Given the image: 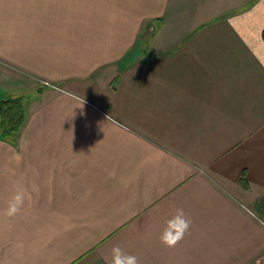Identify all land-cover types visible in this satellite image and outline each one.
<instances>
[{"label":"crops","instance_id":"crops-1","mask_svg":"<svg viewBox=\"0 0 264 264\" xmlns=\"http://www.w3.org/2000/svg\"><path fill=\"white\" fill-rule=\"evenodd\" d=\"M263 31L264 0H0V100L39 78L8 53L50 54L0 130V264L264 262Z\"/></svg>","mask_w":264,"mask_h":264},{"label":"rangeland","instance_id":"rangeland-1","mask_svg":"<svg viewBox=\"0 0 264 264\" xmlns=\"http://www.w3.org/2000/svg\"><path fill=\"white\" fill-rule=\"evenodd\" d=\"M6 49H7L6 51L11 50L9 47H6ZM19 50L20 49H18V51ZM27 51L28 50L24 48V49H21V53H18V54H9L8 53L6 55L9 58L10 63H12L14 59H16L17 61H20L21 64L17 63V61H16V63H17L16 66L20 65V67H22V70H23L22 74H23L24 78L30 79L31 77H33L34 74L39 77V78H36V81H33L34 83L31 86L28 84V81L25 80L26 83H24L23 91H26L25 89H27V93H22L19 96L8 95L6 98H4V99H7V98L11 99V98H18V97L22 98V102H23V106H24L23 107V122L20 125L19 129L17 130V133L20 132L21 129L22 130L25 129V127H26V124H27L26 119L29 116L28 113L30 111L29 109L31 106L29 100L33 97V95L41 92L43 99L46 98L45 102L50 99V92L44 90V86H50V79L44 75V74H47V75L50 74V54L49 53L28 54ZM42 52H45V51H42ZM31 66H36L38 68V71L34 70L33 71L34 74H33L32 71L30 70ZM39 69L42 72H40ZM25 74H27V75H25ZM31 80H33V79L31 78ZM36 85H38L39 89H35ZM2 88L3 87H0V91L2 90ZM31 90H33V91H31ZM1 100H3V99H1ZM27 102H29V103H27ZM36 104L38 106L39 103H36ZM46 141L48 142V141H50V139L46 138Z\"/></svg>","mask_w":264,"mask_h":264},{"label":"clouds","instance_id":"clouds-1","mask_svg":"<svg viewBox=\"0 0 264 264\" xmlns=\"http://www.w3.org/2000/svg\"><path fill=\"white\" fill-rule=\"evenodd\" d=\"M15 199L19 201L20 197L17 196ZM16 210V203L13 202L8 212L11 213ZM189 226L190 220L186 216L184 209L176 208L174 214L165 221V226L160 232V240L169 246L174 245L188 231ZM109 264H140V262L135 254L126 252L119 245H114L111 249Z\"/></svg>","mask_w":264,"mask_h":264},{"label":"trees","instance_id":"trees-1","mask_svg":"<svg viewBox=\"0 0 264 264\" xmlns=\"http://www.w3.org/2000/svg\"><path fill=\"white\" fill-rule=\"evenodd\" d=\"M23 107L21 97L0 100V130L4 138L14 140L17 130L23 122Z\"/></svg>","mask_w":264,"mask_h":264},{"label":"built area","instance_id":"built-area-1","mask_svg":"<svg viewBox=\"0 0 264 264\" xmlns=\"http://www.w3.org/2000/svg\"><path fill=\"white\" fill-rule=\"evenodd\" d=\"M258 264H264L263 262H259Z\"/></svg>","mask_w":264,"mask_h":264}]
</instances>
